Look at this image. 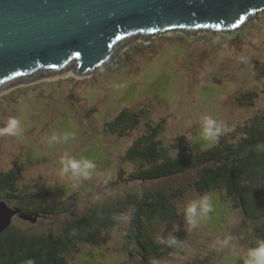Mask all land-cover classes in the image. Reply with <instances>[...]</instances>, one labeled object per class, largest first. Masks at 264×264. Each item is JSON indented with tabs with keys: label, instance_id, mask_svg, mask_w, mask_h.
<instances>
[{
	"label": "rangeland",
	"instance_id": "374dc122",
	"mask_svg": "<svg viewBox=\"0 0 264 264\" xmlns=\"http://www.w3.org/2000/svg\"><path fill=\"white\" fill-rule=\"evenodd\" d=\"M239 32L244 33L245 39L234 47L228 37ZM210 36L217 38L216 43L221 47L213 46ZM206 39L205 44L200 42ZM151 41V44L143 40L133 42L113 65L90 77L81 79L69 73L0 94V127H4L10 116H15L23 128L18 136H0V168L9 170L15 163H21L25 170L24 185L35 193H52L54 201L65 202L70 195H76L70 216L55 221L59 228L93 209L106 208L133 189L131 185L119 190L110 186L111 181L119 183L116 175L120 165L131 169L122 164V158L133 138L117 139L106 134V123L125 108L137 111L145 108L151 122L166 123L164 138L173 140L187 135L197 152L216 143L203 140L201 115H211L228 129H234L255 113L241 108L237 98L247 92L260 93L264 86V12L231 34L201 33L187 37L181 31H174ZM138 43L150 48L136 59V64L126 71L110 72ZM74 94L88 99L87 105L94 109L92 115L96 119L90 120L81 101L72 104ZM259 108L264 109L263 100H259ZM53 134L58 138L67 134L68 139L50 142ZM65 155L91 159L96 169L87 179L61 175L60 160ZM209 199L212 210L194 228L186 223H156L158 237L171 233L180 234L182 239V244L166 260L145 262L134 253L131 257L126 249V234L132 222L122 217L118 232L101 229L96 243L83 246L82 253L69 259V263L245 264L247 250L263 239L232 205L217 197ZM0 202H5L1 195ZM19 217H14L12 225L21 223ZM45 223V220L33 223L37 230L30 228V231H46L49 225ZM229 236L233 238L229 246L217 244Z\"/></svg>",
	"mask_w": 264,
	"mask_h": 264
},
{
	"label": "trees",
	"instance_id": "16d2710c",
	"mask_svg": "<svg viewBox=\"0 0 264 264\" xmlns=\"http://www.w3.org/2000/svg\"><path fill=\"white\" fill-rule=\"evenodd\" d=\"M228 38L234 47L245 39L242 32ZM211 39L213 46L221 47L217 38ZM207 40L200 42L205 44ZM149 48L138 43L110 72L131 69ZM87 100L75 94L71 97L72 104L84 103L82 107L90 120L96 119ZM259 100L264 102V86L260 93L240 94L237 98L240 107L254 110V115L229 129L203 152L195 151L187 135L173 140L164 138L166 123L151 122L145 108L138 111L125 108L106 123V134L117 139L133 138L122 158V164L131 169L120 165L116 175L119 183L111 181L110 186L119 190L131 185L133 189L106 208L93 209L60 228L55 221L70 216L76 195H70L65 202L54 201L52 193L42 195L24 185L25 170L21 163H15L9 170L0 168V195L20 212L21 220L0 235V264H25L29 259L35 264H70L69 259L78 257L83 246L96 243L101 229L118 232L120 218L125 216L132 222L126 234L129 255H137L145 262L166 260L182 244V239L180 234H174L178 244H161L156 223H186L185 206L191 199L204 195L232 205L264 240V148H258L264 145V109L259 108ZM41 220L49 227L32 233L30 228L37 230L33 223Z\"/></svg>",
	"mask_w": 264,
	"mask_h": 264
},
{
	"label": "water",
	"instance_id": "95a60500",
	"mask_svg": "<svg viewBox=\"0 0 264 264\" xmlns=\"http://www.w3.org/2000/svg\"><path fill=\"white\" fill-rule=\"evenodd\" d=\"M263 12L264 0H0V94L69 73L90 77L158 35L238 32ZM19 215L0 202V235Z\"/></svg>",
	"mask_w": 264,
	"mask_h": 264
},
{
	"label": "clouds",
	"instance_id": "9594fccd",
	"mask_svg": "<svg viewBox=\"0 0 264 264\" xmlns=\"http://www.w3.org/2000/svg\"><path fill=\"white\" fill-rule=\"evenodd\" d=\"M201 136L203 140L215 143L219 137L224 135L229 129L224 125L222 121L213 118L211 115H201ZM22 122L15 116H10L4 127H0V136H18L22 133ZM68 135L65 134L63 137L58 138L55 134L50 137V142H60V140L66 141ZM258 148H264V145H258ZM61 164V175H70L73 179L89 178L93 171L96 169L94 161L88 158L77 159L72 156L65 155L60 160ZM212 210L209 196L204 195L197 200H192L187 203L184 208V218L186 224L190 228H194L198 220L205 216ZM119 218V217H118ZM129 217L125 216L124 219ZM161 244H167L168 246H174L179 243L178 238L169 234L167 237H159ZM232 237H227L222 241H217V244L222 247L229 246ZM234 247V245H233ZM25 264H35L31 259L27 260ZM245 264H264V240L258 241L256 247L249 248L246 252Z\"/></svg>",
	"mask_w": 264,
	"mask_h": 264
}]
</instances>
